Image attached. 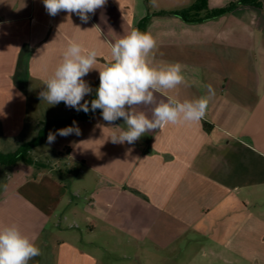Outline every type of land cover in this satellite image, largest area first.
I'll list each match as a JSON object with an SVG mask.
<instances>
[{"label": "crops", "instance_id": "1", "mask_svg": "<svg viewBox=\"0 0 264 264\" xmlns=\"http://www.w3.org/2000/svg\"><path fill=\"white\" fill-rule=\"evenodd\" d=\"M194 1L107 0L84 23L65 11L50 16L42 0H0V149L38 134L47 106L39 94L69 41L98 52L97 69L83 77L93 89L84 98L90 102L111 43L149 13ZM231 1L208 0V7ZM259 1L209 20L168 15L147 26L156 40L150 63L179 62L186 81L154 92L157 102L195 100L211 85L215 95L201 121L114 144L123 119L109 124L97 112L77 122L80 135H57L51 151L47 139L32 149L48 167L0 165V228L16 224L41 249L29 264H264ZM154 106L135 111L151 117ZM49 107L63 116L46 120L82 112L63 102Z\"/></svg>", "mask_w": 264, "mask_h": 264}, {"label": "clouds", "instance_id": "2", "mask_svg": "<svg viewBox=\"0 0 264 264\" xmlns=\"http://www.w3.org/2000/svg\"><path fill=\"white\" fill-rule=\"evenodd\" d=\"M46 12L56 16L61 11L76 14L87 23L89 14L102 8L107 0H42ZM156 47V40L149 32L139 29L109 45L110 58L99 70V86L96 98L90 102L92 87L83 77L97 69L98 52L95 48L85 49L75 41H69L54 71L43 83L40 98L49 106L63 102L76 111L95 112L101 110L104 121L123 119L118 126L120 132L113 135L114 144H134L148 132H155L167 125H184L201 121L206 115L210 97L215 95L211 85H206L207 95L195 100L180 101L175 97L157 102L154 92L161 89H175L186 83L183 65L179 62L156 67L149 61V55ZM155 105L151 117L144 111H135L136 106ZM0 115H6L3 112ZM80 135L76 121L73 125L49 132L47 142L54 143L56 136ZM41 255V249L16 224L0 228V264H29Z\"/></svg>", "mask_w": 264, "mask_h": 264}, {"label": "trees", "instance_id": "3", "mask_svg": "<svg viewBox=\"0 0 264 264\" xmlns=\"http://www.w3.org/2000/svg\"><path fill=\"white\" fill-rule=\"evenodd\" d=\"M241 5L260 6L261 2L259 0H236L231 1L223 7L209 10L208 0H195L190 6L178 10H160L149 13L140 20L137 25V29L142 32H146L147 26L150 21L153 18L160 16L171 15L177 16L187 22H198L230 13ZM202 12L204 13L202 14ZM94 98H96V90L92 94L90 101ZM97 112H101V110L97 109L95 112L89 111L88 113L82 111L79 113H75L67 118H52L43 121L38 134L34 138L26 141H21L15 149L10 151H3L2 149H0V165L11 166L16 164L17 162H24L29 165H34L37 168L48 167V164H46L45 162L33 158V156L31 155L32 149L42 144L47 139L48 133L52 132L54 129L72 126L73 121L79 122L81 120H86Z\"/></svg>", "mask_w": 264, "mask_h": 264}, {"label": "rangeland", "instance_id": "4", "mask_svg": "<svg viewBox=\"0 0 264 264\" xmlns=\"http://www.w3.org/2000/svg\"><path fill=\"white\" fill-rule=\"evenodd\" d=\"M234 1H236V0H234ZM242 6V5H241ZM209 8V10H211L212 8H210V7H208ZM260 11H262L261 13H263V15H264V9L263 10H260ZM204 12H202V14H203ZM250 22V21H249ZM30 97H31V103L33 104L35 101H34V96L32 95V94H30ZM47 106L45 107V105L43 104L42 105V110H41V118H43V120H46L47 118H49V117H58V116H63V113L60 111V110H57V109H55V108H50L49 106H48V104H46ZM45 107V108H44ZM41 124H42V122H41ZM29 139V138H28ZM59 139H60V137L58 138V140H56V142H54V143H51V144H49L48 142L47 143H45L44 144V147H46V148H48V150H50L51 151V149H52V147H58L59 145H58V143H59ZM23 141V140H22ZM24 141H26V140H24ZM20 143V142H19ZM18 143V144H19ZM14 144L15 143H13V142H11V143H9L8 144V146H7V144L6 145H1V149L2 150H4V151H9V150H11V149H13V147H14ZM54 152V151H53ZM40 153L41 152H39V151H36L35 150V152L34 153H32L31 155L33 156V157H38L39 155H40ZM56 153V152H55ZM1 166H0V170H1ZM67 175V174H66Z\"/></svg>", "mask_w": 264, "mask_h": 264}]
</instances>
